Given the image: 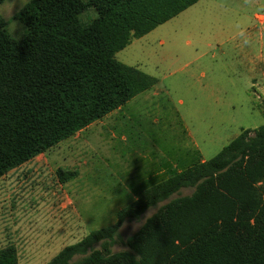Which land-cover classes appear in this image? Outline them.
I'll list each match as a JSON object with an SVG mask.
<instances>
[{
    "label": "trees",
    "instance_id": "obj_1",
    "mask_svg": "<svg viewBox=\"0 0 264 264\" xmlns=\"http://www.w3.org/2000/svg\"><path fill=\"white\" fill-rule=\"evenodd\" d=\"M197 1L29 0L17 13L21 39L0 15V177L152 87L154 76L116 52ZM89 8L96 15L82 21ZM56 172L62 183L77 174ZM163 201L127 249L112 250L126 220ZM17 262L13 245L0 249V264ZM45 264H264V122L145 188Z\"/></svg>",
    "mask_w": 264,
    "mask_h": 264
},
{
    "label": "rangeland",
    "instance_id": "obj_2",
    "mask_svg": "<svg viewBox=\"0 0 264 264\" xmlns=\"http://www.w3.org/2000/svg\"><path fill=\"white\" fill-rule=\"evenodd\" d=\"M28 1L0 4L15 39L25 36L17 13ZM95 15L89 8L80 18ZM261 16L264 0H198L116 52L117 60L157 82L0 177V249L13 245L17 264H45L90 230L113 223L145 188L213 157L241 129L263 124ZM177 157L169 170L168 160ZM58 168L77 174L62 183ZM164 202L126 220L112 250L127 249L126 238Z\"/></svg>",
    "mask_w": 264,
    "mask_h": 264
},
{
    "label": "crops",
    "instance_id": "obj_3",
    "mask_svg": "<svg viewBox=\"0 0 264 264\" xmlns=\"http://www.w3.org/2000/svg\"><path fill=\"white\" fill-rule=\"evenodd\" d=\"M262 18H264V16H261V19H262ZM263 91H264V89H263ZM263 96H264V95H263ZM134 97H135V96H134ZM134 97H133V98H134ZM131 99H132V98H131ZM131 99H130V100H131ZM130 100H128L126 103H128ZM126 103H125V104H126ZM125 104H123V105H125ZM123 105H121V106H123ZM121 106H120V107H121ZM118 108H119V107H118ZM116 109H117V108H116ZM114 110H115V109H114ZM112 111H113V110H112ZM112 111H111V112H112ZM109 113H110V112H109ZM98 120H99V119H98ZM94 122H95V121H94ZM92 123H93V122H92ZM86 127H87V126H86ZM84 128H85V127H84ZM82 129H83V128H82ZM82 129H81V130H82ZM194 153H195V152L193 151L192 154H194ZM41 154H42V153H41ZM39 155H40V154H39ZM187 155H188V154H187ZM186 158L189 159V160H194L195 156L193 155L192 157H190V156L188 155V157L186 156ZM198 159H199V161H203V160H204V158H198ZM178 160H179L178 157H177L176 160H174V161H173V160H168V162H169L170 164L172 163V166L170 167L169 170H171L172 167H176V166H177L178 163H177L176 161H178ZM183 160H184V158H182V161H183ZM162 170H168V169H167V168H164V169H162ZM181 170H182V169H181ZM178 171H180V170H178ZM159 172H160V171H159ZM169 175H170V174H169ZM169 175H168V176H169ZM168 176H167V177H168Z\"/></svg>",
    "mask_w": 264,
    "mask_h": 264
}]
</instances>
